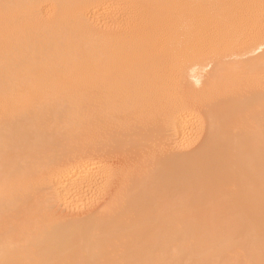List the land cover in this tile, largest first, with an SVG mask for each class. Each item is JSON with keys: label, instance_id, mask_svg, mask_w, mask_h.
<instances>
[{"label": "bare ground", "instance_id": "obj_1", "mask_svg": "<svg viewBox=\"0 0 264 264\" xmlns=\"http://www.w3.org/2000/svg\"><path fill=\"white\" fill-rule=\"evenodd\" d=\"M0 264H264V0H0Z\"/></svg>", "mask_w": 264, "mask_h": 264}, {"label": "rangeland", "instance_id": "obj_2", "mask_svg": "<svg viewBox=\"0 0 264 264\" xmlns=\"http://www.w3.org/2000/svg\"><path fill=\"white\" fill-rule=\"evenodd\" d=\"M254 113L249 114L250 117L253 116ZM241 129L239 133L243 134L244 136L248 134V132L246 131L248 128ZM243 130V131H242ZM208 143L207 139H200L198 140V142H196L195 145H193L190 149L188 150H184V149H179L178 152L174 151L176 154L177 152V156L185 158V155H187L188 153L192 154V158H190L191 160H194L196 162V165H194L195 168L192 167H187L186 165H182L178 171V182H179V187H178V192L175 193L174 191H172V176L173 173L167 174L164 176V185L167 186L166 188V193L168 192V197H166L165 202L169 205L166 204L167 208H170V206L172 205L173 202H178V203H185L187 206H189V202L191 203L194 200V194L192 192L191 189V185L195 184L197 187L195 188V190L198 191H204V198L206 201L211 202L215 197L217 196V192H219L221 190V186H222V182H223V178L224 176H221L218 173L212 174L211 173L208 176L202 175L201 173L196 175V176H192V172L196 171L198 172V169L200 170L201 167H203L204 164H206L207 162V155L204 153L205 151V147ZM172 149V148H171ZM173 150V149H172ZM224 158L227 159V154L223 153ZM165 157H163L162 160H164ZM116 160V159H115ZM112 161V159H111ZM211 164V161H209ZM232 168H230L229 173L230 174H234L235 173V166H230ZM226 177V176H225ZM161 179V178H160ZM211 181L215 182V185H211ZM164 201V200H162ZM212 203V202H211ZM191 207V206H190ZM231 207L233 208H239V210H245V205L242 203H238V202H232L231 203ZM64 209V207L62 208ZM198 212L200 214H204V218L205 219H210L212 216L218 214L219 212H221V210L216 206H206L201 205L198 207ZM71 215V212H69ZM64 214H68V213H64ZM77 214V213H76Z\"/></svg>", "mask_w": 264, "mask_h": 264}]
</instances>
